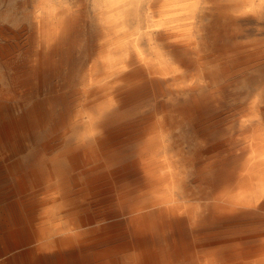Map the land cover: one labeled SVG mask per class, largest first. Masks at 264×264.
Listing matches in <instances>:
<instances>
[{"label": "bare ground", "instance_id": "obj_1", "mask_svg": "<svg viewBox=\"0 0 264 264\" xmlns=\"http://www.w3.org/2000/svg\"><path fill=\"white\" fill-rule=\"evenodd\" d=\"M16 7L0 264H264V0Z\"/></svg>", "mask_w": 264, "mask_h": 264}, {"label": "rangeland", "instance_id": "obj_2", "mask_svg": "<svg viewBox=\"0 0 264 264\" xmlns=\"http://www.w3.org/2000/svg\"><path fill=\"white\" fill-rule=\"evenodd\" d=\"M17 2L18 0H0V18H4L5 21H18L21 15L17 11Z\"/></svg>", "mask_w": 264, "mask_h": 264}]
</instances>
